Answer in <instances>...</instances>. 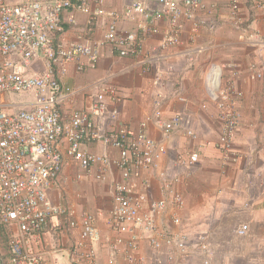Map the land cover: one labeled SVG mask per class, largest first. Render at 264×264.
Here are the masks:
<instances>
[{
  "label": "built area",
  "instance_id": "1",
  "mask_svg": "<svg viewBox=\"0 0 264 264\" xmlns=\"http://www.w3.org/2000/svg\"><path fill=\"white\" fill-rule=\"evenodd\" d=\"M153 1L158 8H152ZM246 1L253 9L264 13V0ZM105 2L0 0V228L7 235V263H93L95 244L102 238L97 225V216H100L106 218L113 230L106 264H138L141 262L138 250L144 240L156 250L167 245L168 264H188L196 251L202 253V264H216L215 252L206 235L193 239L158 224V217L163 215L172 223L181 221L177 210L185 206V198L176 188L180 181L178 174L171 175L166 169L159 171L162 185L161 196L157 199L147 201L139 193L140 188L151 187L150 179L142 177V172L155 169L162 157L159 144L147 132V122L142 121L139 128L134 129L119 120L113 128L100 129L93 117H105L110 113L116 118L118 115L117 108L109 110L104 101H94L89 108L75 109L65 116L61 109L68 91L57 72L72 62H77L80 70L94 66L104 46H109L111 52L121 57L137 55L149 36L160 33L162 19H166L168 25L160 47L169 49L180 43L186 21L192 22L194 34L208 25L206 18L218 10V3L208 0H133L121 10H112L105 7ZM228 8L233 22L242 23L240 0H230ZM67 11L85 13L91 24L100 18H108L103 37L65 42L61 34L64 31L63 14ZM70 20H75L72 13ZM124 20L134 26L120 32L119 23ZM37 60L44 64L45 71L41 74L31 72ZM250 70L257 77L263 75L256 65H251ZM207 84L222 121V140L216 145L223 154V164L228 165L240 157L235 149V138L240 121L237 103L243 93L232 79L221 86L215 72L208 74ZM98 91L113 102L123 99L121 88L106 81L98 85ZM7 92L28 93L31 97L23 107L16 109L14 104L4 100ZM179 99L185 101L183 95H179ZM155 104L159 107L161 98ZM155 116V122L165 133L189 124L184 113L164 119L161 110L156 109ZM186 134L197 137L192 128H187ZM90 144L113 147L118 150V155L112 157L109 152H94L88 148ZM199 159V151L194 150L187 156H180L179 163L192 168ZM69 162L89 174L98 165L95 177L101 181L107 179L112 165L119 169L123 180L114 185V204L107 214L101 209L97 215L85 210L80 213L78 222L74 218L77 213L74 206L53 202L49 189ZM61 215L67 216L69 228L74 229L80 223L79 238L71 245L70 261H44L40 254L32 251V237L42 238L51 219ZM237 233L244 235L246 229L237 228Z\"/></svg>",
  "mask_w": 264,
  "mask_h": 264
},
{
  "label": "crops",
  "instance_id": "2",
  "mask_svg": "<svg viewBox=\"0 0 264 264\" xmlns=\"http://www.w3.org/2000/svg\"><path fill=\"white\" fill-rule=\"evenodd\" d=\"M208 1L218 3V10L206 18L214 26L204 25L194 34L192 22L186 21L176 46L161 49L168 25V21L162 19L160 33L149 36L137 55L121 57L104 46L94 66L80 70L78 63L72 62L58 70L57 77L68 91L61 111L69 116L72 110H84L94 101H104L109 110L116 107L118 115L116 118L110 113L93 117L100 129L113 128L119 120L138 129L140 123L146 121L147 132L159 144L162 157L155 169L142 172V177L150 179L151 187L140 188L139 193L147 201L159 198L162 185L159 171L166 169L171 175L180 176L176 188L185 198V206L177 210L180 223H172L163 215L158 217L159 226H169L193 239L206 235L215 252L216 264H264V13L253 9L246 0H240L239 15L243 21L235 24L229 13L230 0ZM132 2L106 0L105 7L121 10ZM151 6L158 8L155 1ZM71 13L74 21L70 20ZM63 20L61 39L71 42L101 39L109 19L100 18L91 24L85 13L67 11ZM133 26L124 20L119 23V30L125 32ZM251 65H256L262 77L254 75ZM44 71L42 60H37L31 72ZM211 72L217 74L221 86L232 79L243 93L237 103L240 121L235 138V149L240 157L228 165L223 164V154L216 145L222 140V121L207 84ZM102 81L118 85L123 99L113 102L108 96L100 95L98 85ZM158 94L162 95L159 107L155 104L160 99ZM179 95H183L185 101L180 100ZM15 104L23 107L25 102ZM156 109L161 110L164 119L184 113L189 124L165 133L155 122ZM187 128L194 129L197 137L187 135ZM88 148L97 153L109 152L112 157L118 155L117 149L101 144H90ZM194 150L200 154L198 163L192 168L181 166L179 157ZM98 169L96 165L89 174L69 162L49 189L54 203H70L76 208L74 218L78 222L82 211L97 215L101 209L107 214L114 204V185L123 180L121 173L112 165L107 179L101 181L95 177ZM97 225L102 238L95 244L96 257L90 264H106L113 230L105 217L97 216ZM242 227L246 229L244 235L237 233V228ZM3 231L0 228V254L9 256ZM80 232V223L72 229L66 215L54 217L42 238L32 237V251L40 254L44 261H70L71 245ZM231 239L238 241L236 247H228L227 241ZM168 250L167 245L156 250L144 240L138 250L141 259L138 264H168ZM6 263L7 258L2 260V264ZM188 264H202V253L196 251Z\"/></svg>",
  "mask_w": 264,
  "mask_h": 264
},
{
  "label": "rangeland",
  "instance_id": "3",
  "mask_svg": "<svg viewBox=\"0 0 264 264\" xmlns=\"http://www.w3.org/2000/svg\"><path fill=\"white\" fill-rule=\"evenodd\" d=\"M31 95L30 94H19V93H13V92H7L6 94H4V100L7 101L8 103L14 104V106L16 105L15 103H19V102H25L28 101L30 99ZM16 109L19 108L18 106L15 107ZM12 110V108L10 109ZM233 226H236L233 224ZM3 235V239L7 238L6 233L3 231L2 233ZM3 242V240L1 241V243ZM5 244L6 241L4 240ZM228 247H236V245H238V241L236 240H228ZM1 253H4L3 251ZM2 258H4V260L7 258V256L5 254H0ZM1 257H0V261H1Z\"/></svg>",
  "mask_w": 264,
  "mask_h": 264
},
{
  "label": "clouds",
  "instance_id": "4",
  "mask_svg": "<svg viewBox=\"0 0 264 264\" xmlns=\"http://www.w3.org/2000/svg\"><path fill=\"white\" fill-rule=\"evenodd\" d=\"M4 259V258H3ZM0 264H2V261H0ZM7 264V263H6Z\"/></svg>",
  "mask_w": 264,
  "mask_h": 264
}]
</instances>
